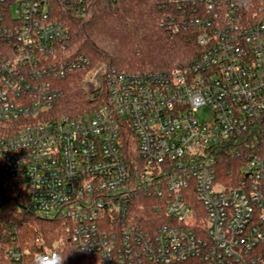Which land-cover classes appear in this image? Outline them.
<instances>
[{"label": "built area", "instance_id": "built-area-1", "mask_svg": "<svg viewBox=\"0 0 264 264\" xmlns=\"http://www.w3.org/2000/svg\"><path fill=\"white\" fill-rule=\"evenodd\" d=\"M165 2L162 25L196 31L200 54L118 71L69 52L64 18L91 0H0V207L17 195L20 218H63L87 264H264V0ZM77 70L102 102L54 117L59 80ZM3 233L0 264H60L64 239L27 246L12 222Z\"/></svg>", "mask_w": 264, "mask_h": 264}, {"label": "trees", "instance_id": "trees-1", "mask_svg": "<svg viewBox=\"0 0 264 264\" xmlns=\"http://www.w3.org/2000/svg\"><path fill=\"white\" fill-rule=\"evenodd\" d=\"M167 8L165 0H91L85 17L68 15L64 18L72 31L69 52L87 55L91 61L89 68L105 64L118 71L171 70L187 65L200 54L198 33L190 28L170 32L162 25ZM86 73L77 70L59 80L63 94L52 108L54 117H79L100 105L102 100L86 97L83 89ZM124 150L131 162L142 164L136 141H126ZM226 163L230 162L226 160ZM17 198V195L9 198L0 207V239L4 238V228L12 222L22 229L24 243H33L37 237L51 242L64 239L63 264H87V255L68 241L63 218L47 214L20 218L21 203ZM135 201L137 205L144 204L136 205L135 217L139 222L147 224L156 219L146 196L140 194ZM202 262L201 258L192 257L176 264Z\"/></svg>", "mask_w": 264, "mask_h": 264}, {"label": "rangeland", "instance_id": "rangeland-1", "mask_svg": "<svg viewBox=\"0 0 264 264\" xmlns=\"http://www.w3.org/2000/svg\"><path fill=\"white\" fill-rule=\"evenodd\" d=\"M141 69H134L133 71H140ZM143 70V69H142ZM141 70V71H142ZM92 76V75H91ZM93 78V79H92ZM91 79H90V81H94V77H92ZM83 89H84V86H83ZM84 92H85V94H86V97L88 98V94H87V92H86V89H84ZM197 115H198V117L201 119V120H206V119H208L209 118V116H210V109H209V107H206V106H203V107H201L199 110H198V112H197ZM20 231H22V229H20ZM21 235H22V232H21ZM27 246H30V244H28ZM66 248V247H65ZM64 253H65V250H64V252H63V257H64Z\"/></svg>", "mask_w": 264, "mask_h": 264}, {"label": "clouds", "instance_id": "clouds-1", "mask_svg": "<svg viewBox=\"0 0 264 264\" xmlns=\"http://www.w3.org/2000/svg\"><path fill=\"white\" fill-rule=\"evenodd\" d=\"M63 259H64L63 257L60 259V264H63Z\"/></svg>", "mask_w": 264, "mask_h": 264}]
</instances>
